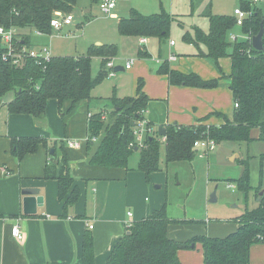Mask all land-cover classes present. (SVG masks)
<instances>
[{
    "label": "trees",
    "instance_id": "1",
    "mask_svg": "<svg viewBox=\"0 0 264 264\" xmlns=\"http://www.w3.org/2000/svg\"><path fill=\"white\" fill-rule=\"evenodd\" d=\"M100 1L91 0L96 4ZM76 2L0 0V27L29 29L42 35H51L50 20L53 15L56 12L69 14ZM251 5L248 1L241 4V10L248 12L249 16L239 31L252 38L257 35L262 24L261 51H255L249 40H230L229 35L236 26L234 17L228 15L207 14L206 33L193 27L192 34L184 32L182 36L184 42L196 46L197 56L211 59L217 68L219 59H230L229 89L234 104H237L231 120L223 117L224 123L219 127L204 124L190 127L170 125L165 128L164 141L155 132L154 135H147L143 144L138 145L135 131L138 122L144 120L143 113L148 103V98L142 92V83L138 82L134 98L117 99L113 96L109 99L114 109L107 122L100 113L91 114L88 118V164L128 169V159L137 148L139 157L136 169L147 180L150 174L160 169L162 146L164 161L168 164L191 162L196 156L193 142L199 139H212L216 144L237 145L255 140L264 141V15ZM173 19L164 10L146 16L131 9L127 18L119 19L117 30L124 37L164 40L168 37ZM21 46H30L28 39L22 36L17 48ZM115 53V46H92L78 57L55 56L48 63L25 57L15 66L3 57L4 50L0 45V105L3 97L11 92L13 98L6 104L9 114H27L41 119L50 99H55L60 109L63 103L69 102L71 110L78 102L90 100L91 90L104 79L105 64ZM92 57L101 58L99 71L94 78L91 76ZM162 73L167 75L170 84L201 89L218 85L217 80L203 81L194 74L184 75L166 66L162 67ZM146 127L150 128V125L146 123ZM253 131L258 132L256 138ZM93 137H96L94 142L91 140ZM40 144L45 142L39 138L12 139L11 149L13 155L21 159L26 154L34 153ZM63 148L64 143L60 142L59 153L57 155L55 152L50 157L52 164L45 168L43 178L58 182V198L63 200L64 210H67L78 200L79 190L73 185L74 180L70 176ZM242 165L241 176L232 182L239 191L247 194L251 189L250 172L247 162H242ZM260 189L259 185L255 190L258 193ZM233 222L237 224V229L224 238L199 235L186 241H177L169 237V227L173 223L182 222L169 219L164 204L147 218L127 227L112 247L105 264H181L178 253L194 249L196 245L201 248L203 264H249L251 247L264 244V194L254 209H245ZM191 245L194 247L191 248ZM80 264H94L92 238L89 234L83 237Z\"/></svg>",
    "mask_w": 264,
    "mask_h": 264
},
{
    "label": "crops",
    "instance_id": "2",
    "mask_svg": "<svg viewBox=\"0 0 264 264\" xmlns=\"http://www.w3.org/2000/svg\"><path fill=\"white\" fill-rule=\"evenodd\" d=\"M114 9L108 16L115 19L117 24L119 19L127 18V16H118L113 12ZM260 11L263 14L261 9ZM224 15L233 17L231 13ZM171 16L174 18L172 22L176 24L175 30L181 37L184 32L192 34L194 26L205 33L208 31V20L203 26H198L187 22L185 17ZM170 30L164 40L145 38L146 43L143 44L139 42V38L120 35L114 42L95 41L93 46L116 47V53L110 59L114 69L117 67L118 70L110 77L115 79L112 80L107 95L97 94L92 89L90 100L78 102L71 110H69V102L63 103L60 109L58 102L50 99L46 103L45 114L41 119H35L27 114H9L6 104L12 100L13 94L2 101L0 105V264H80L81 246L86 234L92 238L94 264H105L112 247L123 236L127 227L147 218L153 211L163 206L160 197L152 196L145 175L136 169L139 157L137 150L129 157L130 159L134 156L131 164L128 159V169L88 164L86 148L88 117L100 111H113L114 107L109 100L111 97L134 98L138 82H141L142 92L148 98L143 117L150 125V135H154L159 127L165 129L170 125L190 127L199 124L219 127L224 123L223 117L232 119L235 107L229 89L230 59L228 57L219 59L217 68L211 59L197 56L195 45L183 40L180 47L177 46L179 40H173ZM16 31L19 37L25 39H28L30 34L36 33L29 29ZM59 33L53 34L60 38ZM171 41L174 42L173 45L170 44ZM123 52H127L128 56H124ZM170 54L174 56V60H169ZM52 57L55 55L52 54ZM97 58L100 67L101 58ZM93 59L92 57L91 67ZM130 60H132L131 68L124 69ZM164 66L184 75L194 74L203 81L217 80L218 85L210 89H201L170 84L167 75L162 73ZM121 68L123 70H119ZM123 74L127 75L125 81ZM257 135L258 132L253 131L255 138ZM19 138H39L45 144H40L34 153L17 159L12 153L11 142L12 139ZM66 140L80 143L78 148H69L65 144L63 148L68 159L70 176L74 180L73 185L79 190V197L71 207L64 210L63 200L58 198V182L53 179L46 180L43 175L45 168L52 164L50 157L55 152L58 155L59 143H64ZM257 142L264 143L255 140L244 145ZM229 148L234 152L233 145ZM253 157L247 155L244 161L249 163L248 161ZM259 157L261 160L259 179L253 188L260 185L259 193L263 191L264 194L262 182L264 155L259 154ZM25 189L37 191L42 197V205L37 208L34 215L23 214L22 191ZM261 196L258 194L255 202L258 203ZM127 213H131V217ZM213 222L216 223L208 222L213 227L200 228L191 236L193 232L183 238L177 237L171 230L168 235L177 241L189 240L194 235L224 238L237 229L233 219ZM14 226H18L21 230L23 241L18 242L12 237L11 229ZM89 226L92 228L90 229ZM190 250H182L178 253L181 264H194L193 261L199 260L203 264L200 246L196 255ZM249 264H264V244L251 247Z\"/></svg>",
    "mask_w": 264,
    "mask_h": 264
},
{
    "label": "rangeland",
    "instance_id": "3",
    "mask_svg": "<svg viewBox=\"0 0 264 264\" xmlns=\"http://www.w3.org/2000/svg\"><path fill=\"white\" fill-rule=\"evenodd\" d=\"M244 1L247 0H193V2L191 0H117L113 12L118 16L128 17L131 9L146 16L164 10L170 15L185 17L187 22L191 24L203 26L207 20V14H232L233 10L241 7ZM251 7L259 11L261 9L264 15V0H257L255 5H251ZM85 10L88 12L85 13ZM67 15H72L74 20L70 26H64L61 29L60 38L54 36L55 34L38 36L36 33H32L28 37L30 47H48L55 56H78L85 54L87 49L95 44V41L114 42L119 37L117 21L104 15L99 10L98 4L92 3L91 0H77L73 10ZM170 27V34L174 41L179 40L177 46L180 47L183 39L175 30V22H172ZM19 31L21 32V30ZM232 33L236 34L239 37L238 39H244L247 36L241 33L238 27ZM101 46L103 45L93 47ZM122 54L128 56L127 52ZM93 58L91 75L94 78L99 71V60L97 57ZM109 61H112V59L107 60V62ZM117 74L119 77V73ZM122 77L125 81L127 75L123 74ZM114 79L105 75L104 79L93 90L100 95L109 94L110 84ZM11 95V92L6 94L2 101L4 102ZM99 113L105 122L110 119L111 112L100 111L95 114ZM146 137L147 133L144 130L139 134L138 145H142ZM94 138L96 141V137ZM230 145H233L234 152H231ZM259 154L264 155V143L257 142L248 146L244 143L239 146L237 144L221 143L205 157L195 156L191 162L166 164L162 146L160 150V169L158 172L152 173L147 182L152 196L160 197L163 205L165 204L167 217L182 222L170 225L169 229L173 231L175 236L183 238L186 234L193 232L190 234L191 236L200 228L213 227L209 223H216L213 222L214 220H231L245 209H254L257 206L255 200L259 194L255 190L256 188H253L259 179L261 161ZM247 155H253L254 157L248 161L251 189L245 194L237 189L232 180H236L241 176L242 162ZM133 157L129 159V164L132 163L131 159H134ZM262 182L264 185V165ZM231 184L232 187L230 188L228 185ZM214 190L216 201L210 202L209 197ZM254 190L255 194L253 195ZM196 247L197 249L190 250L195 255L199 252V245H196ZM198 262L193 261L194 264H201L200 260Z\"/></svg>",
    "mask_w": 264,
    "mask_h": 264
},
{
    "label": "built area",
    "instance_id": "4",
    "mask_svg": "<svg viewBox=\"0 0 264 264\" xmlns=\"http://www.w3.org/2000/svg\"><path fill=\"white\" fill-rule=\"evenodd\" d=\"M247 1H249L253 5L254 3L257 2V0H247ZM116 2L117 0H101L98 3L99 10L104 15L108 16L111 14L112 10L116 7ZM232 15L235 19V26L239 28L242 26L243 21L248 17L249 13L241 10V8L239 7L233 10ZM72 22H73L72 15L56 12L53 15L52 19L50 20V27L52 29V34L59 33L64 26H70ZM229 38L231 41L239 40L238 39L239 37L234 33H231L229 35ZM18 40H20V37L18 36L15 28L4 29L3 27H0V45L4 50L3 57L8 58L12 65L17 66L20 63V61L25 57L34 60L36 62H42V63H48L52 58L51 51L48 47L32 48L30 46L29 47L21 46L18 49L17 48ZM242 40H249L251 42V38L248 36H246ZM139 42L141 44L146 43V39L141 38L139 39ZM170 44L173 45L174 42L171 41ZM169 60H174V56L171 55L169 57ZM131 64H132V60L128 61L124 69L129 70L131 68ZM106 69H107L106 71L107 76L111 77L114 75V65L112 61L106 63ZM234 107H237V104H234ZM145 127H146L145 120L138 122V126L135 131L136 141H138L139 134L144 130H146V133L150 135L151 133L150 128L146 129ZM91 140L94 142L95 138L93 137L91 138ZM161 140L164 141L165 137H161ZM64 144L69 148H78L80 146V143L78 141H72V140H66L64 141ZM216 146H217L216 142L212 139H199L193 142V149L196 152V156H198L199 158L205 157L206 155H208V153L214 151ZM228 186L230 188L232 187V185H228ZM127 215L131 217V213H127ZM89 228L91 229L92 226H89ZM11 235L18 242H21L24 239V236L18 226H14L11 229Z\"/></svg>",
    "mask_w": 264,
    "mask_h": 264
},
{
    "label": "water",
    "instance_id": "5",
    "mask_svg": "<svg viewBox=\"0 0 264 264\" xmlns=\"http://www.w3.org/2000/svg\"><path fill=\"white\" fill-rule=\"evenodd\" d=\"M262 36H263V26L260 24V29L257 35L251 38V46L255 51H261L263 49L262 45ZM118 69L117 67L114 69L116 72ZM123 70V68L119 69ZM133 124V123H132ZM157 134L159 137H165V129L162 127H159L157 130ZM137 148H135L134 151H136ZM23 199H22V205H23V214L24 215H34L36 213V210L38 207L42 205V197L38 195L37 191H33L32 189H25L22 191ZM263 195V191L259 193V196ZM210 202L216 201V193L215 190L210 194L209 197ZM194 245H191V248H193Z\"/></svg>",
    "mask_w": 264,
    "mask_h": 264
}]
</instances>
